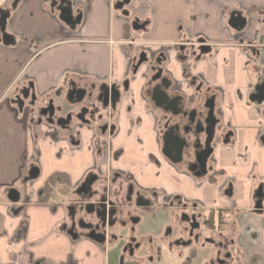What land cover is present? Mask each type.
<instances>
[{"label":"crops","instance_id":"obj_1","mask_svg":"<svg viewBox=\"0 0 264 264\" xmlns=\"http://www.w3.org/2000/svg\"><path fill=\"white\" fill-rule=\"evenodd\" d=\"M50 1L19 0L8 29L14 45L0 46V264H111L107 252L115 246L74 239L62 228L67 223L70 197L64 204H37L50 178L65 175L68 188L74 189L102 159H97L90 134L84 135L88 130L81 129L79 146L63 138L53 141L44 125L31 127L28 109L15 111L4 95L19 74L33 85L40 101L51 98L56 104H61L69 82L80 77L115 85L128 80V92L114 113L110 169L130 174L145 191L201 202L207 208L223 209L226 215L231 209L238 223H246L245 230L237 226L235 235L242 260L264 264V223L248 215L254 189L251 174L264 180V146L258 143L264 119L247 100L252 84L248 56L235 46L264 29V0H133L132 15L144 26L134 33L128 20L113 10V0H71L73 12L82 16L75 30L59 23ZM234 12L246 19L240 32L227 25ZM187 33L193 39H204L210 53L183 65L180 49H170L165 71L186 96L193 93L185 80L188 76L215 94L222 124L234 131L233 146L220 151L233 155L236 167L247 164L248 171L241 175L247 187L241 199L235 189L228 203L222 192L228 181L236 187L232 174L219 186L215 180L211 185L159 157L154 132L157 118L143 99L144 68L136 76L130 75L134 51L127 45L128 35L136 42L153 44L149 49L154 53L156 44L179 45ZM230 155L226 170L215 166L218 175L233 165ZM29 163L36 164L39 174L25 183ZM9 189L19 192L17 204L6 199Z\"/></svg>","mask_w":264,"mask_h":264},{"label":"flooded vegetation","instance_id":"obj_2","mask_svg":"<svg viewBox=\"0 0 264 264\" xmlns=\"http://www.w3.org/2000/svg\"><path fill=\"white\" fill-rule=\"evenodd\" d=\"M60 1H64L65 4L68 2V0H51L50 9L59 23L70 30L59 20L61 15L59 9L62 8ZM69 2L75 20L80 13L73 12L71 0ZM18 3L19 0H6V3L0 6V46L14 45V39L9 35L8 29ZM123 3L124 0H113V10L128 20L127 23L130 24L133 33L143 29L144 26L140 25L138 19L132 15V10L135 9L133 0H129V3L123 5L120 10H115L116 6ZM236 13L242 16L241 12ZM127 38L130 39L127 42L129 49L134 51L130 60V75L134 77L144 68L143 99L157 118L154 132L159 157L174 167L181 168L186 175L197 181L213 182L214 175L219 174L214 171V152L219 146H233L234 131L222 124L216 109L215 94L209 89H202L197 79L188 76L185 80L193 88V93L186 96L165 71L167 53L170 49H180L178 52L184 65L203 57L199 52L200 47L206 45L210 50L211 47L204 39H193L187 33L185 40L179 45L156 44L158 49L153 53L149 49L153 44L136 42L130 35ZM252 40L235 46L241 48L248 56L247 63L251 72L264 73V69L257 65V53L241 47ZM199 41H203L204 44ZM81 78L69 82L61 104H56L51 98L40 101L34 93L33 85L30 82L26 83L21 74L7 93L15 111L22 113L28 109L31 127L38 129L44 125L49 129L48 135L53 141L63 138L67 139L71 145L79 146L81 129L88 130L84 135L90 134L97 159H102V163L100 164L101 160L96 163L77 187L70 188L71 200L67 208V223L62 228L74 239L83 237L100 246L124 242L120 264L125 262L159 264L160 257H156L151 243H148L145 238H138L133 233L125 238L115 237L111 231L117 225L124 228L127 223H133L132 228H134V225L142 223L144 214H151L159 208L169 209L173 213L174 211L180 213L175 237H172L173 228L169 227L165 231V238L171 239L169 249L173 256L180 257L182 251H187L188 259L185 263L191 264L197 256L192 246L198 244L204 230L207 234L204 246L211 247V251L205 254L208 257L206 264H240L242 252L235 236L238 222L231 214V209H227L229 214L226 215L222 212L223 209L207 208L201 202H185L176 197L167 198L160 191H145L134 182L130 174L110 169L108 161L111 138L116 133L113 122L114 113L128 92L129 81H124L122 85H115ZM155 88L165 92L169 101L179 98L175 102L176 108L167 107V105L166 110L163 109L165 106L156 108L151 101ZM251 97L254 102L250 101ZM247 98L248 102L256 107L259 116L264 119V74L259 75L255 85H250ZM259 100L261 101L258 103ZM20 104H22L21 111L18 110ZM210 106H213L215 118L212 132L211 121L208 118ZM258 143L264 146V128L258 136ZM156 163L159 164L158 161ZM32 169L38 170L36 164L29 163L23 182L26 183L25 180ZM251 180L254 189L248 215L251 214L264 223V180L254 173L251 174ZM63 181L68 188L67 180ZM234 191V182L228 181L223 187L222 194L233 198ZM52 197L51 194L48 205L51 204ZM124 215H127L129 219H124ZM227 217L231 219L230 222L225 221Z\"/></svg>","mask_w":264,"mask_h":264},{"label":"rangeland","instance_id":"obj_3","mask_svg":"<svg viewBox=\"0 0 264 264\" xmlns=\"http://www.w3.org/2000/svg\"><path fill=\"white\" fill-rule=\"evenodd\" d=\"M5 3H6V0H0V6H3ZM9 29H10V26H9ZM0 65H1V61H0ZM137 74H139V71L137 72ZM250 74H251L252 84L255 85L257 83V79L259 75H263L264 73L258 74V73L250 72ZM1 78L3 79L5 77L1 76ZM1 82H5V81L2 80ZM7 93L6 95H4L5 98H8ZM220 148H222V146L217 147L213 155L214 171H217L215 168L217 164H219V166L225 167V170L229 166V158L227 154L228 155L230 154L229 152L225 153L224 151H227L230 148L225 147V149L227 150L222 149V151H220ZM231 157H232L231 159H233V155ZM232 164L233 165H230V168H228V171H226L225 174L214 175L213 180L217 181L215 185H218L219 183L223 182V179H229L230 178L229 175L232 174V177L236 180V187H235V182H234V188L237 191H239L238 197L241 199L247 187V184L242 179L241 175H243L245 172L248 171L247 166H246L247 164L243 162L239 167H236L238 163L234 162V159H233ZM236 170H239V173L237 172L233 174L234 171L236 172ZM214 183H215L214 181L211 182V185ZM184 190H187L186 187L184 188ZM70 193H71V190L67 188V185L64 183V181H57V183L55 184L53 188V192L51 193L53 195L51 202L52 203L62 202V204H64L66 202L65 201L66 199H68L69 197L71 198ZM223 196L226 198L225 201L227 203L229 202V200L233 199V198H228V196H226L225 194H223ZM216 205L222 206L224 205V203L222 204L216 203ZM179 217H180V213L178 211H174L173 213L172 211H169V209L167 210V209L159 208V209H155L154 212L151 214H144L142 216V223H138L137 225H134V228H132L133 223H127L126 227L124 228L118 225L115 226L111 232L115 237L123 236L125 238L129 234L133 233L138 238H145L148 243L149 242L151 243V246L154 250V254L156 255V257L157 258L158 256L160 257L159 264H188V262L185 263V261L188 259V252L182 251V254L180 257H177V255L173 256L172 253H170V249H169V243L171 239L165 238V231L166 229H169V227L173 228L172 237L173 238L175 237L176 230H177V221L179 220ZM124 219L128 220L129 217L127 215H124ZM225 221L230 222L231 219L227 217L225 218ZM245 224L246 223L244 222L237 223V226H242L243 229L245 230L246 229ZM202 234L203 236L199 240L198 244L192 246V249H194L197 252V256L195 260L193 259L194 262L192 261L191 264H206L208 262V257L205 254L208 251H211L210 250L211 247L209 245L204 246L207 240V234L204 230H202ZM209 241H211L210 238H209ZM123 244L124 242L123 243L117 242L115 246L112 249L110 248L109 252H107L108 253L107 256L110 258L111 264H120ZM240 251L242 252V255H243L241 246H240ZM240 259H241L240 264H248L247 260L246 261L242 260L241 257ZM123 264H131V263L125 262Z\"/></svg>","mask_w":264,"mask_h":264},{"label":"water","instance_id":"obj_4","mask_svg":"<svg viewBox=\"0 0 264 264\" xmlns=\"http://www.w3.org/2000/svg\"><path fill=\"white\" fill-rule=\"evenodd\" d=\"M63 2L64 1H60V5H61L62 8L59 9V11H61V15L59 16V20L61 22H63L66 26H68L70 28V30H75V28L80 25L82 16L79 15L74 20L69 0H68V2L66 4L63 3ZM128 3H129V0H124V3L123 4H119L118 6H116L115 10H120L123 7V5H127ZM4 23H5V20H4ZM245 24H246V20L241 16L240 13H236V12L231 14V16H230V18L228 20V23H227V25L231 29H233L235 31H241L244 28ZM199 43L204 44L203 41H199ZM199 52H200V55H202V56L207 55L210 52V48L208 46H206V45H203V47L199 48ZM195 60H198V59L196 58ZM177 100H179V98L175 99V100H172V101H169V99H168L167 95L165 94V92L159 91V88H155L153 90V94H152V97H151V101L155 104V107L156 108H163L165 106L163 108L164 110H166V108L168 106L176 108L175 102ZM250 101L254 102L252 97L250 98ZM260 101L261 100H259L258 103ZM166 105H167V107H166ZM21 106H22V104H20L19 107H18L19 111H21V108H22ZM208 118L211 121L210 122V126H211L210 130L212 132L213 128L215 126V118H214V114H213V106L209 107ZM207 131H208V128H207ZM207 141H208V139H207ZM38 173L39 172H38L37 169H32L29 172L28 178L25 181L27 182V181L35 180L38 177ZM6 199L11 204H17L19 202V193L17 191H15V190L11 189V190H9L7 192ZM256 207L258 208V206H256ZM97 242H101V241L97 240Z\"/></svg>","mask_w":264,"mask_h":264},{"label":"built area","instance_id":"obj_5","mask_svg":"<svg viewBox=\"0 0 264 264\" xmlns=\"http://www.w3.org/2000/svg\"><path fill=\"white\" fill-rule=\"evenodd\" d=\"M241 47L257 53V65L264 69V29L258 31L254 39Z\"/></svg>","mask_w":264,"mask_h":264},{"label":"trees","instance_id":"obj_6","mask_svg":"<svg viewBox=\"0 0 264 264\" xmlns=\"http://www.w3.org/2000/svg\"><path fill=\"white\" fill-rule=\"evenodd\" d=\"M65 179H66V177L63 175H55L52 178H50L46 182L43 189L41 190L37 204L48 205V202L51 198V193L53 192V188H54L55 184L57 183V181H63ZM69 264H71V263H69Z\"/></svg>","mask_w":264,"mask_h":264}]
</instances>
